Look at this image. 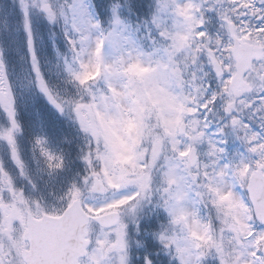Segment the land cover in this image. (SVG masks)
Segmentation results:
<instances>
[{
	"label": "snow or ice",
	"instance_id": "snow-or-ice-1",
	"mask_svg": "<svg viewBox=\"0 0 264 264\" xmlns=\"http://www.w3.org/2000/svg\"><path fill=\"white\" fill-rule=\"evenodd\" d=\"M0 264H264V0H0Z\"/></svg>",
	"mask_w": 264,
	"mask_h": 264
}]
</instances>
